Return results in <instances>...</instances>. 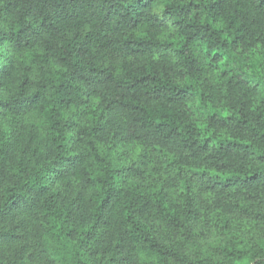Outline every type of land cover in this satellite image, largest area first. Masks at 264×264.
<instances>
[{
    "label": "trees",
    "instance_id": "16d2710c",
    "mask_svg": "<svg viewBox=\"0 0 264 264\" xmlns=\"http://www.w3.org/2000/svg\"><path fill=\"white\" fill-rule=\"evenodd\" d=\"M0 264H264V0H0Z\"/></svg>",
    "mask_w": 264,
    "mask_h": 264
},
{
    "label": "rangeland",
    "instance_id": "374dc122",
    "mask_svg": "<svg viewBox=\"0 0 264 264\" xmlns=\"http://www.w3.org/2000/svg\"><path fill=\"white\" fill-rule=\"evenodd\" d=\"M159 236L164 241L171 243L176 246L186 244V238L182 234L174 233L169 228L163 226L159 229ZM220 237L214 232H208L206 238L202 241L203 243L216 244Z\"/></svg>",
    "mask_w": 264,
    "mask_h": 264
}]
</instances>
